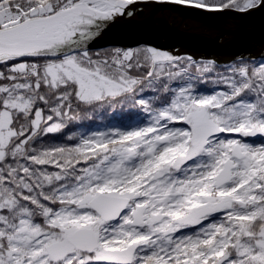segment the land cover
<instances>
[{
  "label": "snow or ice",
  "instance_id": "obj_1",
  "mask_svg": "<svg viewBox=\"0 0 264 264\" xmlns=\"http://www.w3.org/2000/svg\"><path fill=\"white\" fill-rule=\"evenodd\" d=\"M137 2L0 0V264H264V60L91 51ZM117 106L136 122L44 142Z\"/></svg>",
  "mask_w": 264,
  "mask_h": 264
},
{
  "label": "water",
  "instance_id": "obj_2",
  "mask_svg": "<svg viewBox=\"0 0 264 264\" xmlns=\"http://www.w3.org/2000/svg\"><path fill=\"white\" fill-rule=\"evenodd\" d=\"M128 11L133 14L117 16L103 27L89 44L90 50L145 45L216 64L264 59V5L245 12L207 11L144 0L130 5Z\"/></svg>",
  "mask_w": 264,
  "mask_h": 264
},
{
  "label": "trees",
  "instance_id": "obj_3",
  "mask_svg": "<svg viewBox=\"0 0 264 264\" xmlns=\"http://www.w3.org/2000/svg\"><path fill=\"white\" fill-rule=\"evenodd\" d=\"M117 48L118 47H105L98 50L101 52H111L112 50ZM144 48H148V47H146L145 45H139L129 49L135 50V49H144ZM129 49H122V50H129ZM91 51L95 52L97 50H91ZM180 57L186 58L188 56L183 55ZM244 59H249V58H244ZM251 60L259 62L264 59H251ZM194 61L203 62V61H213V60L198 59ZM237 61L238 59L226 64H216V63L215 64L220 66L221 68H224ZM198 87L200 91L207 92L210 90L212 86L208 84H201L198 85ZM135 122H136V110H132L128 106H125L124 108L117 106L115 109H105V110H97L95 112H88L86 116L83 113H81V119L73 122L68 127V129L63 132V134H50L48 137L45 138L44 142L54 143V144L71 143V141H68L67 137L73 133L78 134L80 132H85V131L104 130L106 127L113 125L128 126L129 124ZM248 139L252 142L254 141L261 142L262 138L255 137Z\"/></svg>",
  "mask_w": 264,
  "mask_h": 264
},
{
  "label": "rangeland",
  "instance_id": "obj_4",
  "mask_svg": "<svg viewBox=\"0 0 264 264\" xmlns=\"http://www.w3.org/2000/svg\"><path fill=\"white\" fill-rule=\"evenodd\" d=\"M255 143H260V142H258V141H254Z\"/></svg>",
  "mask_w": 264,
  "mask_h": 264
}]
</instances>
